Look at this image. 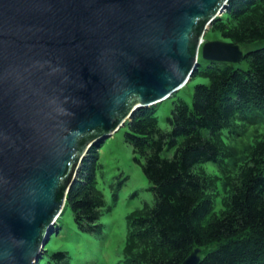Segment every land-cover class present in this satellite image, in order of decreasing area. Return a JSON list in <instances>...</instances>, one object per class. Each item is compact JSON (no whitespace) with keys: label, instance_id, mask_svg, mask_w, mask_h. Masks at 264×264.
I'll list each match as a JSON object with an SVG mask.
<instances>
[{"label":"water","instance_id":"obj_1","mask_svg":"<svg viewBox=\"0 0 264 264\" xmlns=\"http://www.w3.org/2000/svg\"><path fill=\"white\" fill-rule=\"evenodd\" d=\"M230 0H0V264H37L83 159L190 82ZM194 249L182 264H200Z\"/></svg>","mask_w":264,"mask_h":264},{"label":"trees","instance_id":"obj_2","mask_svg":"<svg viewBox=\"0 0 264 264\" xmlns=\"http://www.w3.org/2000/svg\"><path fill=\"white\" fill-rule=\"evenodd\" d=\"M212 29L242 48L264 42V0H230ZM244 55L239 65L199 55L209 65L199 63L190 79L196 82L191 103L171 100L169 130L146 108L126 122L125 141L154 198L129 224V264H182L196 248L200 264H264V46ZM98 143L66 196L65 210L83 232L97 228L103 205ZM203 163L214 164L216 174ZM219 194L222 209L214 213Z\"/></svg>","mask_w":264,"mask_h":264},{"label":"rangeland","instance_id":"obj_3","mask_svg":"<svg viewBox=\"0 0 264 264\" xmlns=\"http://www.w3.org/2000/svg\"><path fill=\"white\" fill-rule=\"evenodd\" d=\"M213 24L215 21L205 32L204 41H222L212 29ZM262 46L264 42L246 46L243 51ZM199 63L202 69L209 65L201 60ZM195 85L196 82L193 81L171 98L146 108L157 114L160 128L169 130L166 118L170 116L171 100L181 96L186 102L191 103ZM124 126L111 137L100 141L95 148L98 155L96 182L103 200L100 217L95 224L97 228L93 231H81L74 221L72 211L64 209L37 264H129L125 255L130 243L129 224L134 215L153 204L154 198L140 165L134 160L132 147L125 141ZM201 168L212 174L217 172L212 163H203ZM222 197V194L215 197L214 213H219L222 209L220 205ZM60 252L66 255L65 260L51 258Z\"/></svg>","mask_w":264,"mask_h":264}]
</instances>
